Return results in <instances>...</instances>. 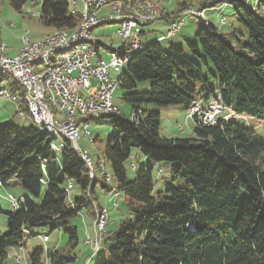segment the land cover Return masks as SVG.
<instances>
[{
	"label": "trees",
	"instance_id": "obj_1",
	"mask_svg": "<svg viewBox=\"0 0 264 264\" xmlns=\"http://www.w3.org/2000/svg\"><path fill=\"white\" fill-rule=\"evenodd\" d=\"M27 1L11 4L21 10ZM229 1L247 29L245 41L236 32L230 37L200 21L196 39L187 40L186 48L172 43L165 49L159 37L127 52L130 59L119 87L126 90L132 115L102 116L112 124L102 157L112 184L99 165L92 174L70 143L58 155L53 147L56 136L44 122L0 125V183L17 180L26 191L19 207L7 212V231L0 232V264L10 247L23 243L27 230L49 223L67 233L69 248L36 247L29 254L30 264H73L79 233L72 219L84 210L95 219L96 208L103 207L97 186L107 194L123 192L131 211L116 230L102 237L101 245L105 237L106 244L110 242L105 264H264V136L232 119L236 115L264 124V18L258 12L264 0H253V7L251 0ZM188 6L181 3L178 12ZM39 9L40 20L59 30L74 29L82 19L71 13L68 0H44ZM105 48L122 52L124 46ZM209 62L216 71L214 81L202 68ZM145 81H150L149 91L140 87ZM198 83L206 93L203 106H223L231 112L229 118L208 123L198 115L206 110L191 107L197 102ZM11 87L17 91L21 86L12 81ZM22 94L19 104L28 113L30 101L26 92ZM146 103L190 109L195 122L191 135H161L160 113L144 108ZM135 151L148 160L135 165L131 179L127 164H136L131 160ZM158 162L172 166V177L155 191ZM70 180L81 195L73 197L67 190Z\"/></svg>",
	"mask_w": 264,
	"mask_h": 264
},
{
	"label": "rangeland",
	"instance_id": "obj_2",
	"mask_svg": "<svg viewBox=\"0 0 264 264\" xmlns=\"http://www.w3.org/2000/svg\"><path fill=\"white\" fill-rule=\"evenodd\" d=\"M44 0H28L21 10L15 9L11 0H0V44L8 46V54L16 55L21 46L22 39L30 37L32 41L43 40L47 36L60 31L54 26H49L44 24L38 15V10ZM166 1V0H165ZM169 1V0H168ZM183 0H171V5H168L169 16L173 18L178 12L180 7V2ZM197 6L206 5V17L213 26L217 27L221 32L232 37V33L236 32L240 40L245 41L247 35V29L240 24L235 15V8L229 0H192ZM114 2H119L121 4V17L133 15L132 9L128 6L127 0H111V3L103 7L99 11L100 16L103 18H108L110 13H112V4ZM155 2V1H154ZM215 3V6L212 4ZM227 4H226V3ZM156 3V2H155ZM157 4V3H156ZM226 4V5H224ZM251 7L253 4L251 3ZM71 10L78 11L82 13L83 7L81 1L78 5L70 6ZM204 9V8H203ZM205 10V9H204ZM37 14L35 15L34 14ZM259 14L264 18V8L258 10ZM182 12L179 14L181 16ZM114 15H118L116 12ZM178 16V17H179ZM225 17V21L222 18ZM112 18L109 22L102 23L95 28V32L92 36L101 40L102 43L110 45L113 42L114 47L122 42V38L116 33V29L119 27V23ZM104 20V19H103ZM176 20V19H175ZM184 24H182L181 31L174 37H168L167 40L161 42L163 48L167 49L170 44L180 45L186 48L187 40H195L196 36L194 30H198L201 24L197 21V17L194 15L187 14L184 18ZM166 22L162 19H157L152 22L155 26H160ZM145 27V26H144ZM165 27V26H163ZM167 27V26H166ZM94 29V28H93ZM92 29V30H93ZM91 30V33H92ZM162 31V32H160ZM168 29L158 28L147 32V36L143 35V41H153L151 35H157L160 37L166 34ZM95 35V36H94ZM173 39H177L178 42H174ZM126 44V41H125ZM101 54L105 59H109L108 50H101ZM205 76L209 77L211 81H214V75L216 74L215 68L209 62V66L202 65ZM127 72V66H123L119 71L111 72L116 79L121 78ZM1 77V76H0ZM12 81L8 78L0 79V89H4L5 86ZM140 87L143 91L150 90V81H145L141 83ZM8 89V88H5ZM201 90V84H197V94L194 97L197 99L199 104L207 105L203 101V96L206 94ZM18 91L25 93L26 88L20 87ZM126 90L122 87H118L113 94V102L120 107L121 113L124 117L130 118L133 111L132 103L124 98ZM19 103V102H18ZM18 104L16 102H11L8 100L0 99V125L4 124H15L21 127L34 126L35 124H41L43 121L40 119L39 115L33 108V104L30 102L27 108L28 113L18 111ZM146 109L157 110L160 113L161 125L160 134L169 137H183L191 135L192 128L194 127L193 112L185 109L182 105H167V106H157L152 103H146L143 105ZM233 121L254 131L255 133L264 136V124L253 122L242 116H232ZM80 129V146L83 150L88 152L98 167L103 157V150L107 144L108 137L112 131V124L107 117H102L100 122L97 120H91L87 127L89 132H86L83 125ZM179 128V129H178ZM184 128V129H183ZM56 139L53 143L55 152L60 155L61 151L67 146L65 139L59 135L55 134ZM94 143L91 139H95ZM60 144L59 146L56 145ZM134 152L133 158L131 159L139 166L140 163H146L148 160L142 154ZM128 175L132 179L136 174V169L131 165L127 164ZM162 168L163 172L158 174V168ZM108 168V167H107ZM111 173V170L108 168ZM172 166L168 163L158 162L154 167V179H155V191L160 190L163 187L165 181L171 180ZM176 184L182 185L183 181H177ZM98 201L103 207L109 210V219L106 226V236L110 235L111 232L116 230L119 224L130 217V207L128 201L123 192L115 193L109 196L106 192L102 191L99 186H97ZM26 194L25 189L19 184L17 180H13L9 185L0 187V232L5 233L7 231V212L13 211L12 201L10 196H14L18 202H15V207L18 208L20 204V198ZM72 196H79L82 194L80 189L74 187L71 191ZM15 201V200H14ZM93 217H90L86 210L83 214L76 216L72 219V223L78 227L79 233V244L72 250V252L77 254V258L73 264H105L109 254L107 250V245L104 238L101 250L99 252H93L92 245H85L84 240L88 234L93 236L95 234V226L93 224ZM47 235L49 240H45L44 237ZM88 235V236H90ZM105 235V234H104ZM90 236V237H91ZM47 241V242H45ZM68 235L65 232H60L58 229L54 228V223H49L44 226L33 227L27 230L24 234V240L21 245L13 246L8 249V256L5 258L4 264H30L29 254L36 247H49L53 249L58 247L60 250H65L69 248L67 243ZM46 254V253H45ZM92 258L90 259V257Z\"/></svg>",
	"mask_w": 264,
	"mask_h": 264
},
{
	"label": "built area",
	"instance_id": "obj_3",
	"mask_svg": "<svg viewBox=\"0 0 264 264\" xmlns=\"http://www.w3.org/2000/svg\"><path fill=\"white\" fill-rule=\"evenodd\" d=\"M92 1H99V10L111 3V0H81L82 7H85L88 11V22L85 29H81V36H76L73 39L92 37L90 26L93 25L94 21L121 16L119 2H114L112 4L113 12L110 13V16L101 19L98 16L99 10L98 12H90ZM152 1L146 0L145 7L136 6V0L135 5H129L132 11H139V20H130L128 16H125L126 25L116 29V33L124 41V49L122 52L108 50L110 56L108 60L101 54L102 49H85L69 54L64 58L53 59V62H48V65L36 67L35 69H41V83H48L49 85V101H42L40 83H34L33 70H27V60L31 57L50 55L53 45L68 40L32 41L28 36L22 39L18 56H8L7 45H5V50H0V66H6L11 69V72L19 74L24 80H30L33 95L39 100V105L48 126L64 133L65 143L74 144L78 151H82V148L72 142V135L78 134V129H82L81 125L88 131L85 118L98 116L100 112L121 114L120 107L113 102V92L118 87L111 72L118 70L129 49L137 48L140 43H144V26L162 16L160 9L152 8ZM115 12L118 15L115 16ZM189 13H197L198 20L208 22L205 19V11H200L198 7H186L181 16L171 23L166 34L161 35L159 39H166L178 34L184 18ZM126 40H133V48H125ZM0 99L18 103L17 97L8 96L7 90L0 93ZM193 106H199V104H193L191 107ZM223 113L224 108L216 106L210 109L209 116H201V118H208L213 123V120H218ZM224 117L228 118L229 116L226 114ZM56 145L59 146L60 150V144L56 143ZM161 169L158 168L157 172H160ZM10 199L13 209H17L14 196H10ZM90 239L93 240V252H97L102 240L100 225L96 228L94 237H90Z\"/></svg>",
	"mask_w": 264,
	"mask_h": 264
},
{
	"label": "bare ground",
	"instance_id": "obj_4",
	"mask_svg": "<svg viewBox=\"0 0 264 264\" xmlns=\"http://www.w3.org/2000/svg\"><path fill=\"white\" fill-rule=\"evenodd\" d=\"M36 1V0H35ZM81 0H68L69 2V8L71 5L76 6ZM127 4L129 5H135V0H127ZM136 6L138 7H145L146 6V0H136ZM119 7L121 9V4L119 3ZM152 8L160 9L159 5H157L154 1H152ZM99 10V1H92L90 4V12H98ZM71 13L74 14H80L82 16L81 22L79 25L74 29H62L58 32H55L49 36H47L43 40H54V39H62V40H68L65 42H61L57 45H53L52 49L50 50V55L46 56H37V57H31L27 60V70H33V80L34 83H40V91L42 92V101H49V85L48 83H41V69H35L36 67L45 66L48 65V62H53V59H60L67 57L69 54L76 53L79 50H85V49H93V50H100V46L94 41L92 37H83V38H77L73 39L76 36H81V29H85L86 24L88 22V11L85 7H83L82 13H79L78 11L71 10ZM200 11H205L203 8H200ZM160 13H163L160 9ZM39 14V11H38ZM190 15H194L197 17V13H189ZM112 18H115L114 20L119 23V27H122L126 25V18L125 17H111L104 20H98L94 21L93 25L90 26V33L93 28L96 26L109 22ZM128 19L130 20H139V11H133V15L128 16ZM225 21V17L224 20ZM144 35V34H143ZM71 39V40H70ZM161 40V39H159ZM126 48H133V40H126ZM144 47V43H140L137 48L129 49L128 52H133L135 50L142 49ZM0 50H5V45L0 44ZM19 52L14 55L18 56ZM8 56H12L9 55ZM130 59V54H125V58L121 61V65L119 66V71L123 66H125ZM0 76L3 78H8L12 80L13 82L17 83L21 87L26 88V95L29 99V101L33 104V108L36 111V113L39 115L40 119L44 122L45 129L52 133V134H59L65 139V135L62 132H58L54 130V128H50L47 124L46 118L43 116V112L41 110V106L39 105V100L36 96L33 95L32 91V84L30 83V80H24L20 77L19 74L15 72H11V69H8L6 66H0ZM114 81L117 87H119V79H116L114 77ZM8 92V96L10 97H17V102H20L23 100L24 95L20 91H13L11 89H0V93H3V91ZM114 94V92H113ZM23 113V112H22ZM105 114H108V112H100L98 116H90L88 118H85V125L88 126L90 124L91 120H97L100 121L101 117ZM198 115L201 116H209L210 110H201ZM205 122L211 123L208 118H202ZM214 121V120H213ZM86 132H89L86 130ZM80 129H78L77 135H72V142H75L76 145H80ZM91 141L94 143V139H91ZM71 148H73L76 152L81 154L83 158L87 161L88 166L91 169V173L93 174V170L95 168V163L92 159V156L82 149V151H78L74 144H71ZM86 157H85V156ZM90 162V164H89ZM101 168L102 174L105 175L106 180L108 183L112 184L113 177L110 171L107 168V164L105 160H101L98 164ZM136 164L133 163V167H135ZM161 168V167H160ZM163 172V169H161L158 174H161ZM74 188L73 182L70 180L67 184V190L72 191ZM110 195L115 194V190H112ZM15 202H17L16 198L14 197ZM16 210V209H15ZM109 219V210L106 207H102L100 209L96 208V216L94 219V226L95 230L98 228V225H100V236L103 237L106 233V226ZM45 240H48V236L44 237ZM103 239V238H102ZM86 245H92L93 246V240L90 239V236H87L85 241ZM99 249V248H98Z\"/></svg>",
	"mask_w": 264,
	"mask_h": 264
},
{
	"label": "crops",
	"instance_id": "obj_5",
	"mask_svg": "<svg viewBox=\"0 0 264 264\" xmlns=\"http://www.w3.org/2000/svg\"><path fill=\"white\" fill-rule=\"evenodd\" d=\"M153 1H155L156 3H157V5H159V8L161 9V11L163 12L162 13V16L159 18V19H162L163 21H165L166 23L165 24H161L160 26H155L154 24H152V22H150V23H148L147 25H145V27H144V36H147V32H149V31H151V30H155V28L156 29H158V28H166V29H169L170 28V26H171V23L175 20V19H177L178 18V16H179V14H180V12H177L176 14H175V16L173 17V18H171L170 16H169V9H168V5H171V0H153ZM184 2H187V4L189 5V6H194V7H203V8H205L206 9V6H207V4L206 5H201V6H197L195 3H193V1L192 0H183L182 2H180V4L181 3H184ZM252 4H256V1H253V0H251L250 1ZM226 3V2H225ZM227 4V3H226ZM226 4H224V5H226ZM188 6V7H189ZM103 9V8H102ZM101 10V9H100ZM99 10V11H100ZM34 14H35V12H34ZM35 15H37V14H35ZM37 16H39V15H37ZM98 16L102 19L103 17L102 16H100V14H99V12H98ZM198 21V20H197ZM199 22V21H198ZM200 23V22H199ZM183 24H184V22H183ZM163 26H165V27H163ZM167 26V27H166ZM183 26V25H182ZM96 28V27H95ZM95 28L92 30V36H93V34H94V30H95ZM182 28V27H181ZM180 31H181V29H180ZM179 31V32H180ZM197 31L198 30H194V34H195V36H196V33H197ZM160 32H162V31H160ZM177 35V34H176ZM176 35H174V36H176ZM95 36V35H94ZM174 36H171V37H174ZM149 37H153V41H155V40H157L159 37H158V34L157 35H151V34H149ZM170 37V38H171ZM168 38H166V39H164V40H167ZM164 40H162V41H164ZM94 41L96 42V43H100V48L102 49H106L105 48V46H111L112 48H119V47H121L122 45L124 46V41L122 40V42L118 45V47H114L113 46V42L110 44V45H106V44H104V43H102V41L101 40H99V39H97L96 37H94ZM162 41H160V42H162ZM173 41L174 42H178L177 41V39H173ZM145 43H147L146 41H145ZM173 43V42H172ZM102 44V45H101ZM124 49V48H123ZM107 50V49H106ZM1 79V78H0ZM11 84H12V81H9V83L7 84V86H5L4 88H8V89H13V87H11ZM18 91V90H17ZM18 105V111L19 112H21L23 109L21 108V104H19V103H17ZM208 106H209V104H208ZM207 106V107H208ZM23 112V111H22ZM26 114V112H24V114L23 115H25ZM179 129V128H178ZM169 137V136H168ZM138 155V154H137ZM0 185H2L1 183H0ZM3 186V185H2ZM2 186H0V187H2ZM115 193H116V191H115ZM109 196H111L110 194H108ZM88 235H90V234H88ZM91 236V235H90ZM91 237H94V235L93 236H91Z\"/></svg>",
	"mask_w": 264,
	"mask_h": 264
}]
</instances>
